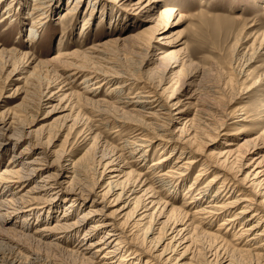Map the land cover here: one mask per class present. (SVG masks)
Returning <instances> with one entry per match:
<instances>
[{
  "label": "bare ground",
  "instance_id": "bare-ground-1",
  "mask_svg": "<svg viewBox=\"0 0 264 264\" xmlns=\"http://www.w3.org/2000/svg\"><path fill=\"white\" fill-rule=\"evenodd\" d=\"M2 1L0 0V3ZM33 1L35 3L30 14L33 13L34 9L37 11L43 10V0ZM111 1L120 2L123 9L128 10L129 20L144 18L146 22L136 32L129 33L125 31L128 21L121 18V20H113L114 16L110 15L107 18H112V22L108 21L106 23L101 16L99 22L106 23L105 30L108 33V36L103 40L94 43L92 41L87 49L82 51L75 48L64 52L57 51L49 58L37 61L35 65L58 63V66L70 72L67 77L78 74L81 76L83 83H88V81L94 79L93 83L97 82L98 84L90 88L96 89L118 77L109 69H105L102 66L103 63L99 64L105 61V54L112 46L119 43L123 44L124 41L131 39L133 45L137 44L138 48H146L145 51L156 50L153 60L158 62L168 58L167 52L157 51V49L160 48L158 47L160 39L166 37L164 35L165 24L162 23V19L166 18L167 21L168 16L172 14V9L164 5L159 7L158 0ZM253 1L255 4L258 2V0ZM9 4L3 7L2 14L6 11L9 12ZM59 4V2H50L48 5L53 6V9H57L61 7V4ZM96 6L103 11L108 7L104 1L92 3L90 5L92 13ZM67 8L70 11L71 7ZM98 9L96 12H98ZM262 10L264 12V8ZM43 13H38L37 19L32 20L31 23L44 18ZM89 15H91V12ZM198 15L203 16L202 19L211 17V20L208 18L203 20L208 28L210 26L213 34L216 35L215 37L217 35L219 37L220 34L228 35L231 28L229 23H225V20H238L241 22V27L237 29V36L235 37L238 46L246 49V42L252 38L250 45L257 43L259 47L262 45L261 48H264V29L250 31L254 21H249V19L238 14H236L238 16L227 17L220 13L200 11ZM105 16L103 15V18ZM1 21L2 18L0 17ZM175 21L177 22V20ZM82 24L83 30L77 33L79 37L84 34L83 32L89 26L86 17ZM161 24L164 25L161 26ZM31 26L30 29H33L34 27ZM115 30L118 31L117 34H112L111 32ZM61 34L63 36L60 35L61 39L57 42L56 48L62 46L66 26H63ZM29 40L31 39L29 38ZM3 52L4 58L5 56L7 58L2 61V65L13 64L15 54L20 58H24L25 61L29 59H31V62L34 61V57L29 50L16 51V47L12 46ZM185 57L186 55L182 58L172 56L168 67L172 68L179 63H183ZM109 67L110 65L106 68ZM191 67L192 69L189 68L190 71L187 72L185 79L165 81V83L156 84L157 87H153L148 80L142 82L141 79L134 78V82H124L119 86L113 85L107 88L109 90L107 95L114 89L117 90L118 94H123L125 88L122 89V87L127 86L128 92L132 93L129 98L134 97V100L124 101L123 104H121L122 101L119 98L115 100H113L114 98H94L72 91L60 93L61 97L58 101L75 96V103L82 101L81 104H84V106L88 104V106L95 107V112L97 111L95 116H99L96 119L98 122L102 123V121L108 120L113 124L110 132L120 139V145L114 146L111 143V151L106 150L107 145L105 146V144L107 142L98 140L99 134H97V131H93L87 138H84V140L88 138L91 140L84 153L87 150L93 151L92 155L96 160L98 159V162H101L100 177L104 175V184L99 194L95 193V195L106 196L116 192L117 189H119L116 192L117 194L115 193L117 197L120 194L126 195V201L120 209L130 207L128 208V216H125L122 221L115 222L110 214L103 213L101 208L96 207L98 206L96 199H90L89 194L91 191H85L86 186L81 176L86 175L88 167L91 168L89 164H79L82 159L77 158L71 165L73 167L71 168L72 175L70 179L62 181L60 178L65 175L64 171L56 172L54 169L44 173L50 165L46 162L45 151L44 153L35 152L34 156H27L25 154L27 151H24L23 154L15 156L13 162H16V166L14 168H7L0 172V184L7 187L6 191H12V185L16 183L19 185V187L16 186L18 188L16 191L32 184L24 193L19 194V192L12 191L8 196L0 198V220L2 221L3 217L10 216V214L15 215L17 218L23 211H28L36 217L43 207L47 206V212L50 208L54 211L55 208H58L59 199H67V203H63L65 204L64 211L60 218H57L51 225L45 221L46 223L44 222L41 227L35 228L34 233H37V235L30 234L29 236L33 237V240L36 239L37 242H41V244L43 242L46 246L59 248L69 258L79 260L81 264H123L131 257L134 260L130 264H140V260H143V264H188L183 261V257L186 255L184 253L186 250L190 249L188 252H191V247L193 248L192 251H198L199 255L204 257L205 260H207L206 257L213 256L212 264H232L236 259H246L239 260L241 263L237 264H264V163L260 162L264 155L257 158L252 157V152L258 150V141L264 137V126L260 130L258 129L261 127L260 115L249 110L232 111L221 115L223 117L220 118L219 124L213 126L210 114L206 111V108L197 103V98L194 96L197 81L205 73L204 68L199 65ZM98 77H100L99 80H97ZM88 85L85 84V87ZM59 90H62V88L57 91ZM48 93L47 99L55 94L54 91ZM166 93V99L162 101V95ZM46 102H49V100ZM153 102L155 104L151 105ZM75 103L71 105L69 101L64 104V106L70 105L68 116L72 115L71 125H74L78 117L83 115L80 109H74ZM52 107L54 108V106ZM102 114L103 117H100ZM10 116L12 117V114ZM11 121L5 119L3 123H0L1 142L5 139L3 136L9 131ZM170 124H174L175 127L170 129ZM235 124L239 125L234 127ZM152 125L159 132L155 131V134L153 132V135H148L147 131L151 132L148 128ZM212 126L213 130H216L214 132L217 133V137H222L223 140L219 144V149H203L201 145L205 141L202 136ZM9 135L10 137L18 135L19 138L22 136V134H17L15 130L10 132ZM111 145L108 146L111 147ZM27 149L25 146V150ZM150 149H153V152L159 155L144 169L141 166L146 164L149 157L153 156V154L150 155ZM170 149L171 151H168ZM175 150L178 151V154L172 157ZM10 161H12V158L8 162ZM136 161L141 164H136ZM197 162H200V165L194 177L187 187L183 188V196L188 199L183 203L174 204L177 199L176 195L178 196V191L182 188L183 181L189 174V169L193 168L192 165ZM129 163H133L134 167ZM208 168H211L214 172L203 182L201 179ZM63 169L68 171L67 168ZM35 171L39 174L38 178L32 175ZM87 201H90V204L74 220H69L68 216L73 211L80 209ZM43 217L48 221L50 216L48 214ZM89 221L91 223L83 230L82 241L78 247L67 248L56 242L60 239V241H66L67 238L76 236L80 229L84 227V224ZM214 222H218V226L212 229V223ZM26 224L21 223V229L18 230L23 232V225ZM128 226L130 230L133 228L143 230L144 236L140 241L136 236L134 237L135 233L128 240L123 239V236H126ZM102 229L104 231L100 237L95 240L92 239ZM5 230L6 228L0 225V238H6ZM41 232H56L57 235L52 238L54 241L51 239L45 241V238L41 237ZM154 232L155 235L149 236ZM230 232L232 235L225 237ZM86 238L88 240L84 243L83 240ZM123 242L130 246L122 254H118L120 250L122 251ZM203 242L207 243V247L202 246ZM84 244L87 245L81 248ZM182 244L180 255L172 257L171 255L177 253L178 246ZM90 247H94L91 252L88 250ZM149 248H152V252H147ZM173 259L174 261L171 262ZM196 264L198 263L196 262Z\"/></svg>",
  "mask_w": 264,
  "mask_h": 264
},
{
  "label": "rangeland",
  "instance_id": "rangeland-1",
  "mask_svg": "<svg viewBox=\"0 0 264 264\" xmlns=\"http://www.w3.org/2000/svg\"><path fill=\"white\" fill-rule=\"evenodd\" d=\"M99 1L106 2L108 7L103 11L96 6L92 13L90 5ZM43 2V10L37 11L34 9L31 14L30 11L35 3L33 0H3L0 3V17L2 18V21L0 22V123H3L5 119L12 120L8 133L3 136L5 139H3L2 142L0 141V172L7 168H14L16 166V162H13L16 158L15 156L23 154L22 152L24 151H27V153H25L27 156H34L35 152L44 153L45 151L46 162L48 164L50 163V165H48V170L44 173L53 171L54 169L56 172L64 171L66 176L62 175L60 179L62 181H67L72 175V163L80 157L82 161L79 164H89V166H91V168L88 167L86 169L88 170L86 171V175L81 176V179L82 181L84 180L83 183L86 186L85 191L88 190L92 192L89 194L91 196L90 199H96V204L98 205L96 207L101 208L103 213L110 214V216L115 219V222L122 221L125 216H128V208L130 207L120 209L121 205L123 206L126 201V195L120 194V196L117 197L116 192H118L119 189L106 196L101 194L95 195V193L99 194L100 189L104 184V175H101L100 177L101 162H98V159L96 160L92 155L93 151L87 150L84 153L91 143L89 138L86 140H84V138H87L89 134L93 133V131H97V134H99L98 140H102L105 143L107 142L105 144V146L107 145L105 147L106 150L111 151L112 145L119 146L120 139L110 132L113 124L108 120L104 122L102 121V123L98 122L96 119L99 116H95V114H97V111L95 112V107L88 106V104L84 106V104H81L82 101L75 103V96L70 99L63 98L61 101H58L59 97H61L60 93L72 91L78 92L79 94H86V96L89 95L94 98H114L113 100L119 98L122 101L121 104H123L124 101L127 102L134 100V97L129 98L132 93L128 92L127 86L122 87V89L125 88L123 94H118L117 90L114 89L107 95V92L109 91L107 88L113 85L119 86L122 83L124 84V82H134L136 78L141 79L142 82L148 80L153 87H157L156 84L165 83V81L169 82L171 80L185 79L187 72H189L192 69L191 66L194 65L203 67L205 71L204 75H202L200 80L197 81L194 96L197 98V103L206 108V111L210 114L213 126L219 124L221 120L220 118L223 117L221 115L238 110H249L258 113L260 115L259 122L261 125L258 129L260 130L264 126V48H261L262 45L259 47L257 43L250 45L252 38L247 42L244 41L246 42V49L245 47L241 48L242 46H238L235 37L237 36V29L241 27L240 21L225 20V23H229L231 29L229 30L228 35L220 34L219 37L217 35V38L211 31L210 26L208 28V25H206L203 20L206 18L211 20V17H204L202 19L203 16L198 15L200 11L220 13L227 17L239 15L243 18L249 19V21H254V25L250 31L263 30L264 12L262 8H264V0H258L256 4L253 0H158L159 7L164 5L169 6L172 9V14L168 16V20L166 21V18H164L165 20L162 19V23L165 24L164 35L166 37L160 39V43H158V47L160 48L157 49V51L163 50L167 52L168 58L158 62L153 60L154 52L156 50L151 49L150 51H145L144 49L146 48H138L136 46L137 44L133 45L134 43L131 39L124 41V45L119 43L112 46L105 54V61L99 64L103 63L102 66L105 69H109L112 73L117 74L118 77L111 82L100 85L96 89L90 88L91 86L98 84L97 82L93 83L94 79L93 81H88V83H83L81 76L78 74L71 76L73 79L67 77V74L70 72L67 71V69L58 66V63H50L51 65L49 63H45V65L42 63L40 65L35 64H37V61L39 60H45L56 54L57 51L64 52L74 48L82 51L86 50L87 46L92 43V41L94 43L103 40L108 36V33L105 30L106 23L108 21L112 22V18L108 19L107 16H114L113 20L121 18L128 21L129 23L125 31H128L129 33L136 32L146 20L144 18L134 19L133 21L129 20L128 10H124L121 3L117 1L95 0L91 2V0H50L46 2L43 0ZM50 2H59L61 7L53 9V6L50 7L48 5ZM112 2L113 4H111ZM8 4L10 5L9 12L7 13L6 11V13L2 14L3 7ZM67 7H71L70 11H68L69 8ZM97 9L98 12H96ZM40 12H44V18L31 23L32 20L37 19L36 16L39 15L38 13ZM90 12L91 15H89ZM103 15L106 16L103 18ZM101 16L106 23L103 21L99 22ZM85 17L89 26L85 32H83L84 34L79 37L77 36V33L83 30L82 23ZM175 20H177V22ZM164 24H161V26ZM30 25L34 28L30 29ZM63 26H66L67 35L65 34L63 38L62 46L56 48L57 42L61 39L60 35L63 36L61 34ZM117 32L118 31L115 30L111 33L117 34ZM29 38L31 40H29ZM12 46L16 47V51L29 50L34 57V61L31 62V59L25 61L24 58H20L15 54V62L13 64L2 65V61L7 58L6 56L4 58L3 51ZM185 55L186 57L183 63H179L172 68L168 67V63L172 56L182 58ZM77 61L79 62V59ZM109 65L110 67L106 68ZM99 79L100 77L97 78V80ZM85 84L89 85L85 87ZM59 88H62V90L57 91ZM86 89H91L93 91L90 92L91 90L87 91ZM50 91H54L55 94L50 97L51 99H47L48 92ZM8 95L11 96L7 97ZM166 95L167 93L162 95V101L163 99H166ZM47 100H49V102H46ZM69 101L71 102V105L75 103V110L80 109L83 113V115L78 117L74 125H71L72 120L70 119L72 115L68 116L70 105L64 106V104ZM153 104H155V102L151 105ZM46 105L48 106L46 107ZM52 106H54V108ZM165 107L167 108L166 105ZM192 112L193 110L191 113ZM1 113L4 114L2 115ZM11 114L12 117L10 116ZM100 117H103V114ZM238 125L239 124H235L233 126L236 127ZM213 126L208 128L209 130L204 132V136H202V139L205 141V143L201 145L203 149H219V144L223 140L222 137H217L218 135L214 132L216 130H213ZM174 127V124H170V129H173ZM153 128V125L152 127L149 126L148 129L151 132L147 131L148 135H153V132L155 134V131L159 132L158 129ZM14 130L17 134H22V136L20 138L17 137L18 135L10 137L9 133ZM257 144L259 145L258 150L252 152V157L254 156L256 158L260 155H264V137L261 138ZM108 145H111V147ZM25 146L28 148L27 150H25ZM168 151H171V149ZM175 151L172 157L178 154V151ZM152 154L153 156H148L149 159L146 161V164L141 167L145 169L146 166L159 155L156 152H153V149H150V155ZM10 158H12V161L8 162ZM136 162V164H141L138 161ZM260 162L264 163V158L260 160ZM129 164H132V167H134L133 163ZM199 165L200 162H197L192 165L193 168L189 169V174L183 181L182 188L178 191V196L176 195L177 199L174 204L183 203V201L188 199L183 196V188L187 187L190 180L194 177ZM97 166H99V168H97ZM63 168H67L68 171H65ZM76 168L77 167L75 166V169ZM213 172L214 171H212L211 168H208L201 181L203 180V182H205ZM32 175L38 178L39 174L35 171ZM12 186V191L21 194L29 189L32 184L25 186L24 189L20 191H16V189L18 190L17 187H19L18 183ZM6 189V186H1L0 184V198L8 196L10 192H12L6 191ZM235 192L237 191L235 190ZM66 200L59 199L58 208H55L54 211L50 208L47 212V206L43 207L36 215L37 218L32 213H28V211H23L17 218L12 214L3 217V220H0V225L6 228L4 231L6 234L3 233L7 236L4 239L0 238V241L2 240L0 245L1 247L3 246L2 249L0 247V263L81 264L79 260L69 258L68 255L60 251L59 248L46 246L43 242L41 244V242H37L36 239L33 240V237L29 236L30 234L37 235V233H34L35 228L41 227L45 221L47 224L51 225L57 218H60L64 211V205L67 203ZM89 204L90 201H87L80 209L73 211L68 216L69 220H74ZM48 214L50 217L47 221L43 216ZM6 218L7 220H5ZM21 223H27L26 225H23V232L18 230ZM90 223L91 221L86 222L76 236L67 238L66 241H60V239L56 240V242L67 248L78 247L82 241L81 235L83 230H85ZM217 223L218 222L212 223V229L218 226ZM127 229L126 236L124 235L123 239L128 240L134 235V233V237L136 236L138 241L144 236L143 230H140L139 228V230H135L134 228L130 230V227L128 226ZM103 231L104 229L99 230L92 239H98ZM41 233V237L43 239L45 238V241L50 239L54 241L52 238L57 235L55 234L56 232ZM151 235H155V232L154 234H149V236ZM231 235L232 233L230 232L228 235H225V237ZM87 238L83 240L84 243L87 242ZM123 244L124 246L121 247L122 251L118 250L120 252L118 254H122L130 246L129 244H126V242H123ZM206 244V242H203L202 246L207 247ZM86 245L87 244L82 245L81 248ZM182 246L183 244L178 246L177 253H174L171 256H179ZM198 247L200 248V246ZM93 249L94 247H90L88 250L91 252ZM192 249L193 248L191 247V252H188L190 249L184 252L186 254L183 257L184 262L188 264H196V262L198 264L213 263V256H210L211 259L210 257L205 256L207 259L205 260L204 257L199 255L198 251H192ZM147 252H152V248L147 249ZM145 254L147 255V253ZM133 260L131 257L130 260L125 261L123 264H130ZM239 260L246 259H236L232 264L241 263ZM173 261L174 259L171 260V262ZM140 264H143V260H140Z\"/></svg>",
  "mask_w": 264,
  "mask_h": 264
}]
</instances>
